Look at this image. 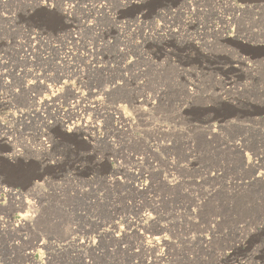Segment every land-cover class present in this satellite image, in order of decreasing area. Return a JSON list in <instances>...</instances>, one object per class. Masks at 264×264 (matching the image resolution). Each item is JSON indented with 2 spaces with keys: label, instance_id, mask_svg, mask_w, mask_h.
<instances>
[{
  "label": "rangeland",
  "instance_id": "1",
  "mask_svg": "<svg viewBox=\"0 0 264 264\" xmlns=\"http://www.w3.org/2000/svg\"><path fill=\"white\" fill-rule=\"evenodd\" d=\"M38 1L0 0V264H125L111 226L154 207L147 227L168 228L172 264H213L223 250L222 264H264V180L242 159L259 152L264 169V0H232L255 6L237 15L224 0ZM228 84L242 91L233 104L217 97ZM73 101L90 107L86 122L70 114ZM117 106L129 131L114 130ZM237 113L245 126L209 137L193 128ZM6 189L30 203V227L10 225L21 211ZM211 223L209 251L187 243Z\"/></svg>",
  "mask_w": 264,
  "mask_h": 264
},
{
  "label": "bare ground",
  "instance_id": "2",
  "mask_svg": "<svg viewBox=\"0 0 264 264\" xmlns=\"http://www.w3.org/2000/svg\"><path fill=\"white\" fill-rule=\"evenodd\" d=\"M1 1H3V0H1ZM193 1V0H192ZM225 1V3L226 4H228L229 5V7H230V9H232V12H233V14H238V12L239 13H241V12H243L244 11V9L246 10V9H250V10H252V8H255V6L254 7H244V8H242V7H240V6H237L236 4H235V2H233L232 0H224ZM39 5H42V3H43V0L42 1H38L37 2ZM50 4L49 3H47V6H49ZM184 5L186 6L185 8H187V9H191V4L190 3H184ZM227 5V6H228ZM46 6V5H45ZM183 6V5H182ZM183 8V7H182ZM197 8V7H196ZM62 10H66V12L67 13H69V9L68 8H66V7H64ZM172 11V10H171ZM64 12V11H63ZM160 12V11H159ZM170 12V11H169ZM216 12V11H215ZM65 13V12H64ZM164 13V12H163ZM214 13V12H213ZM244 13V12H243ZM169 14V13H168ZM203 14V13H202ZM232 14V13H231ZM67 15V14H66ZM230 15V14H229ZM225 18L226 17H223V14L220 16V18L218 17V19H220L222 22H224V23H226L225 22ZM235 18V17H234ZM237 18V17H236ZM230 20V19H229ZM231 21V20H230ZM233 24V23H232ZM210 25V24H209ZM222 25V24H221ZM227 26V25H226ZM225 26V27H226ZM204 27V26H203ZM222 27L223 26H217V25H214V26H212V28H210V29H214L215 31H213V32H216V33H218V37H219V39L221 40L222 39V41L223 40H226V38H227V36L224 34V32H223V29H222ZM209 30V29H208ZM72 33H74V32H72ZM228 33V32H227ZM70 34V33H69ZM214 35H217V34H214ZM72 37H74V36H72ZM219 39L217 40V42L219 41ZM228 39V38H227ZM220 42V41H219ZM223 43H225V42H223ZM240 43V42H239ZM221 45V44H220ZM226 45V44H225ZM228 46V45H227ZM223 48V47H222ZM226 51V50H225ZM239 60V59H238ZM237 60V61H238ZM239 65V64H238ZM240 66V65H239ZM239 73V72H238ZM243 77V76H242ZM8 78V77H7ZM227 78H229V77H227ZM6 79V78H5ZM240 79V78H239ZM251 79V78H250ZM226 80V79H225ZM249 80V79H248ZM239 81V80H238ZM193 82V81H192ZM232 82V80L230 81V83ZM245 83V82H244ZM223 84H224V82H223ZM232 84V83H231ZM234 84V83H233ZM225 85V84H224ZM223 86V85H222ZM221 86V88H219V90H218V98H219V100L220 101H224L225 102V100H226V102H229V103H232V102H235V101H238V96L239 95H241L240 93L242 92H240V90L238 89V88H234L232 85L231 86H229V84H228V86L225 88H223ZM108 87V86H107ZM245 87V86H244ZM243 88V87H242ZM108 89V88H107ZM111 89V88H110ZM243 89H245V88H243ZM103 90V89H102ZM186 90H187V93H188V97L189 96H191V97H193V95H194V90L193 89H190V88H186ZM261 90V89H260ZM95 91V90H94ZM92 92H93V90H92ZM78 93V92H77ZM109 94V93H108ZM213 94V93H212ZM81 96V95H80ZM238 98H237V97ZM263 97V96H262ZM55 98V97H54ZM141 99V98H140ZM77 100V99H76ZM142 100V99H141ZM148 100V99H147ZM96 101V100H95ZM130 101V100H129ZM143 101V100H142ZM144 102V101H143ZM149 102V101H148ZM147 102V103H148ZM241 102V101H240ZM247 102V101H246ZM73 103V104H72ZM70 105H69V109H70V114L73 116V117H76L77 119H79V120H83V113L84 112H86V111H88L89 109H90V107L89 106H87V105H81V104H79L80 103V101H73ZM237 103V102H236ZM249 103V102H248ZM142 104V103H141ZM145 104V103H144ZM143 104V105H144ZM233 104V103H232ZM239 104V103H238ZM98 106L100 105L99 104V102H98V104H97ZM103 105V104H102ZM235 106V105H234ZM95 107V106H94ZM233 108V107H232ZM73 109H77V110H73ZM92 109V108H91ZM136 109V108H135ZM94 110V109H93ZM124 109H122V108H120V106H117V107H114V109H113V113L115 114V119H116V122H117V124L119 125L118 127H114V130H116V131H120V132H125V131H129V130H125V128L126 129H128V127L132 124V121L133 120H131L130 118H128V116H127V114L125 113V111H123ZM138 110V109H137ZM136 111V110H135ZM247 111V110H246ZM250 111V110H249ZM34 112L35 113H38V115H40V111H36V110H34ZM133 112H134V110H133ZM20 113H22V114H24V112L23 111H20ZM137 113H138V111H137ZM136 113V114H137ZM233 113V112H232ZM244 113V112H243ZM243 113H241L240 112V114H243ZM258 114H259V112H257ZM260 113H264V109H261L260 110ZM138 114H140V112L138 113ZM137 114V115H138ZM146 114V113H145ZM238 114V113H237ZM240 114H238V115H236L234 118H233V116L231 117V116H228V115H224V116H221V117H219V118H216L215 119V121L214 122H206V124L205 125H196V126H193V128L195 127V129L196 130H201V131H204L206 134H209V135H207L208 137L210 136V135H214L213 133H217L219 130H221V129H223V128H225V127H227V126H231V125H242V126H245L246 124L245 123H247L246 121V119H244V118H242V115H240ZM253 113H248V115H249V118H247L249 121H253V120H255L256 118L254 117V116H251ZM98 115V114H97ZM113 115V114H112ZM244 115H245V113H244ZM247 115V114H246ZM68 116H69V114H68ZM100 116V115H99ZM114 116V115H113ZM111 117V116H110ZM132 118V117H131ZM262 118V117H261ZM140 119V118H139ZM146 119V118H145ZM213 118H211L210 120H212ZM195 120V119H194ZM209 120V119H208ZM258 120H259V117H258ZM83 121H85V120H83ZM68 122V121H67ZM73 122V121H72ZM77 122V121H76ZM86 122V121H85ZM95 122V121H94ZM95 123H98V121L97 122H95ZM99 124V123H98ZM73 124L71 123V122H68L67 124H65V125H61V127L65 130V131H73V130H78V127H76V125H73ZM95 125V124H94ZM136 125V124H135ZM87 126V125H86ZM95 127V126H94ZM113 127V126H112ZM87 129V128H86ZM91 129V128H90ZM105 129V128H104ZM160 129V128H159ZM131 130V129H130ZM161 130V129H160ZM86 131V130H85ZM112 131V130H111ZM108 132H109V130H108ZM74 133H75V131H74ZM73 134V133H72ZM158 134V133H157ZM119 135V134H118ZM123 135V134H122ZM112 136V135H111ZM159 136V135H158ZM103 138H105V137H103ZM115 138V137H114ZM109 139V138H108ZM107 139V140H108ZM87 140V139H86ZM112 140H113V138H112ZM213 140V139H212ZM109 141V140H108ZM243 141V140H242ZM241 141V142H242ZM244 142V141H243ZM227 144V143H226ZM244 144V143H243ZM228 145H229V143H228ZM230 145L231 146H233V148L234 149H236V150H238V151H240V153H242L243 154V151H244V147L241 145V143H238V142H235V140H234V142H232V143H230ZM229 145V146H230ZM230 146V147H231ZM244 146H246V145H244ZM248 148V147H247ZM249 149V148H248ZM149 150V149H148ZM258 153L259 152H257V153H253L251 156L253 157V159H251V157H249V155L246 153V155H244L245 157L244 158H242L243 160H245V164H247V165H250L252 168H254L256 171H257V173H256V175L254 176V178H251V180L252 179H257V180H264V169L261 167V164H260V162L262 161V157L263 156H259L258 155ZM241 154V155H242ZM16 154L14 153V155L12 154L11 155V157L9 156V158H13V159H15L16 158V156H15ZM15 156V157H14ZM242 157H243V155H242ZM12 159V160H13ZM132 159V158H131ZM139 159H141L140 157H138V156H134V159H133V161L135 162V164L137 165L140 161H139ZM11 160V161H12ZM148 163H149V165L152 163V160H149L148 159ZM154 165V164H153ZM152 165V166H153ZM124 167V166H123ZM245 167H246V165H245ZM120 168V167H119ZM250 168V167H249ZM251 168V169H252ZM125 169V168H124ZM145 170V169H144ZM148 170V169H147ZM255 170L253 171V172H255ZM115 171V170H114ZM132 171V170H131ZM122 172H124V170L122 171ZM133 172V171H132ZM147 172H149V171H147ZM217 172V171H216ZM116 173V172H115ZM134 173V172H133ZM137 174L138 173H135V174H133L134 175V181H133V179H132V183H131V185H132V188L134 189V191L136 190V191H139V192H141L142 190V192H144V189L146 188L145 187V183L143 184V183H141V182H139V180H138V177H137ZM142 174V173H141ZM131 175V174H130ZM132 175V176H133ZM138 175H140V174H138ZM145 175H146V173H145ZM168 175V174H167ZM251 175H253V174H251ZM115 176V175H114ZM141 176V175H140ZM139 176V177H140ZM214 176H216V175H214ZM218 176V175H217ZM142 177V176H141ZM253 177V176H252ZM236 178H238V177H236ZM236 178H235V180H236ZM113 179H115V180H117L118 178L117 177H114ZM240 179V178H239ZM111 180H112V178H111ZM149 180V179H148ZM163 181H164V183L165 184H167L168 183V185L169 184H171V182H169V181H166L165 179H162ZM234 180V179H233ZM234 180V181H235ZM250 180V179H249ZM255 181V180H254ZM239 182V181H238ZM235 184H236V182H234ZM128 184V183H127ZM130 184V183H129ZM174 184V183H173ZM227 184H229V183H227ZM36 185V184H35ZM172 185V184H171ZM240 185H242V184H240ZM250 185V184H249ZM40 186V185H39ZM148 186V185H147ZM232 186V185H231ZM239 186V185H238ZM35 188H36V186H35ZM8 189V188H7ZM5 190L6 191V193H7V195H9L10 197H11V199L14 201V202H18L19 204L17 205V209L19 210V211H21L20 212V219L19 220H17L16 221V223L14 224L13 222L10 224L11 226H12V228L13 229H15L16 231L17 230H21V229H23L24 227H30V223H31V221H32V218H33V213L32 214H30L28 211H29V208H30V203L26 200V201H23L22 199H21V197H16L17 195H19V196H21L20 195V193H18V192H14V191H12V189H10V190ZM38 189V188H37ZM31 190V189H30ZM33 190V189H32ZM147 190V189H146ZM208 190V189H207ZM35 192V191H34ZM141 192V193H142ZM209 193V192H208ZM140 194V193H139ZM206 194V193H205ZM152 196V195H151ZM154 197H155V195H153ZM138 197H140L139 195H138ZM19 198V199H18ZM156 198V197H155ZM135 199H136V197H135ZM134 199V200H135ZM150 199H151V197H150ZM149 199V200H150ZM158 199V198H157ZM197 199V198H196ZM152 200V199H151ZM154 200V199H153ZM201 200V199H200ZM20 201V202H19ZM133 201V200H132ZM158 201V200H157ZM140 202V201H139ZM146 202H148V201H146ZM184 202V201H183ZM186 202V201H185ZM184 202V203H185ZM194 202H196L195 200H194ZM133 203V202H132ZM136 203V202H135ZM148 203H150V202H148ZM153 202H151V205H153L152 204ZM157 203V202H156ZM155 203V204H156ZM197 203V202H196ZM129 204V203H128ZM199 204H201V203H199ZM16 205V204H15ZM137 205H139V204H137ZM157 205V204H156ZM193 205V204H192ZM132 206V205H131ZM14 207V206H13ZM133 207H135V206H133ZM178 207V206H177ZM185 207V206H184ZM187 207V206H186ZM188 207H190V206H188ZM197 207V206H196ZM129 208V207H128ZM130 208H132V207H130ZM136 208V207H135ZM149 208V207H148ZM155 208V207H154ZM154 208H152L153 210H150V211H148L147 210V212H140L139 214L140 215H138L136 218H132V217H129L128 219H126V221H125V227H117L115 224L114 225H112L111 227H113V229L114 230H112L111 231V235L114 237V239L115 240H117V246H118V248H120L119 250H121V252L123 251V252H125L126 254H127V256H128V261H127V263H125V264H172L171 263V259H172V253H171V251L169 250L170 248H169V245H170V242H169V240H168V238L166 237V234L165 233H167V232H165V231H167V227H165L164 225H162L161 226V228H160V230L159 231H156V232H154V231H152V230H149L148 229V227H147V223L149 222V221H151V219L154 217V215H155V209ZM179 208V207H178ZM191 208V207H190ZM194 208V207H193ZM199 208V207H198ZM197 208V209H198ZM140 209H141V206H140ZM147 209V208H146ZM157 209V208H156ZM185 209V208H184ZM12 210V209H11ZM16 210V209H15ZM142 210V209H141ZM177 210V209H176ZM190 210V209H189ZM195 210V209H194ZM146 211V210H145ZM158 211V210H157ZM173 211V210H172ZM136 212H138V210L136 209ZM135 212V214H137ZM158 212H160V211H158ZM182 212V211H181ZM187 212V211H186ZM120 213V212H119ZM178 213H179V211H178ZM194 213V212H193ZM157 214V213H156ZM159 215V214H158ZM157 215V216H158ZM175 215V214H174ZM179 215H182V214H180L179 213ZM134 216H136V215H134ZM191 216V215H190ZM194 216V215H193ZM35 217V216H34ZM192 217V216H191ZM195 217V216H194ZM193 217V218H194ZM164 219V218H163ZM165 219H167V217L165 218ZM187 219V218H186ZM192 219V218H191ZM178 220H180V219H178ZM196 220V219H195ZM175 221V220H174ZM181 221V220H180ZM192 222V221H191ZM210 222V221H209ZM209 222L207 223V224H209ZM212 223H213V221H211ZM215 222V221H214ZM217 222V221H216ZM212 223L209 225V227L207 226L206 228L205 227H203V228H205V229H202V230H200V231H198L197 233H194V235H191L190 237H189V235H188V239L186 240L187 241V243L189 242V243H191L192 242V244L193 243H195V244H197L203 251H209V248L211 247V241H212V239H213V237H214V231H215V227L214 226H212ZM202 224V223H201ZM194 225V224H193ZM214 225V224H213ZM175 226V225H174ZM179 226V225H178ZM176 227V226H175ZM219 229H220V227H219ZM197 230V229H196ZM86 231V230H85ZM206 231V234H203V232H205ZM189 232V231H188ZM187 232V233H188ZM132 233V236H135L136 237V240L135 241H132V240H128V238H129V235ZM182 233V232H181ZM191 233V232H190ZM86 234V233H85ZM184 235V234H183ZM249 235V234H248ZM110 236V235H109ZM186 236H187V234H186ZM111 237V236H110ZM131 237V236H130ZM177 238V237H176ZM181 238H184V237H182L181 236ZM187 238V237H186ZM240 238V237H239ZM238 238V239H239ZM112 239V238H111ZM243 239V238H242ZM36 240V239H35ZM43 240V239H42ZM70 240H72V239H70ZM83 240V239H82ZM101 240V239H100ZM77 240H75L74 242H76ZM125 241H127L128 242V244H126L125 243ZM181 241V240H180ZM179 241V242H180ZM243 241V240H242ZM40 242V241H39ZM38 242V240H36L35 242H33L34 244H33V246L32 247H36V248H40V249H42V248H47V246H46V244L44 243V242H40L39 243ZM70 242H72V241H70ZM80 242H82L81 244H84V246H89V244H91V243H94V241H92V242H90V240H83V241H80ZM107 242V241H106ZM113 242V241H112ZM236 242H237V240H236ZM236 242H234V244H233V246H235V243ZM238 242H239V240H238ZM252 243V242H251ZM114 244H116V243H114ZM237 244V243H236ZM93 245V244H92ZM240 245V244H239ZM238 245V246H239ZM114 246V245H113ZM113 246H111V247H113ZM252 246V245H251ZM263 246V245H262ZM90 247H93V246H90ZM90 247H89V249H90ZM108 247V246H107ZM193 247V246H192ZM213 247V246H212ZM211 247V248H212ZM230 247H232V245L230 246ZM114 248H115V246H114ZM117 248V249H118ZM172 248V247H171ZM97 249H99V248H97ZM107 250H111V249H109V247L108 248H106ZM226 249V248H225ZM238 249H239V247H238ZM45 250V249H44ZM48 250V249H47ZM106 251V250H105ZM112 251V250H111ZM110 251V252H111ZM118 251V250H117ZM178 251V250H177ZM219 251V250H218ZM108 252V251H107ZM180 252V251H179ZM104 253V252H103ZM112 253V252H111ZM215 253V252H214ZM229 252L227 251V250H223V251H220V252H218V253H216V255H215V257H214V259H213V264H222L223 262V260H226L227 258H228V256L229 255H227ZM196 254V253H195ZM31 254H30V252H26V254H25V256H26V258L27 259H30V256ZM83 255V254H82ZM115 256V255H114ZM190 256V255H189ZM230 256H232V255H230ZM181 257V256H180ZM213 257V256H212ZM83 258V257H82ZM86 258V257H85ZM183 258V257H182ZM231 258V257H230ZM122 259V258H121ZM186 259V258H185ZM95 261V260H94ZM124 261V260H123ZM86 262V261H85ZM112 262V261H111ZM206 262V261H205ZM222 262V263H221ZM106 263V262H105ZM118 263H120V262H118ZM124 263V262H123ZM202 263V262H201ZM226 263V262H225ZM227 263H229V262H227ZM254 263V262H253ZM31 264H42L41 262H35V261H32V263ZM46 264V263H45ZM80 264V263H79ZM117 264V263H116ZM179 264V263H178ZM239 264H243V263H239ZM247 264V263H246Z\"/></svg>",
  "mask_w": 264,
  "mask_h": 264
}]
</instances>
